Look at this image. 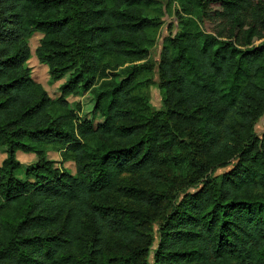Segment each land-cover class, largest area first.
I'll list each match as a JSON object with an SVG mask.
<instances>
[{
  "label": "trees",
  "instance_id": "trees-1",
  "mask_svg": "<svg viewBox=\"0 0 264 264\" xmlns=\"http://www.w3.org/2000/svg\"><path fill=\"white\" fill-rule=\"evenodd\" d=\"M37 30L51 82L68 75L56 99L26 67ZM80 90L102 123L78 119ZM262 116L264 0H0V264H264Z\"/></svg>",
  "mask_w": 264,
  "mask_h": 264
},
{
  "label": "rangeland",
  "instance_id": "rangeland-1",
  "mask_svg": "<svg viewBox=\"0 0 264 264\" xmlns=\"http://www.w3.org/2000/svg\"><path fill=\"white\" fill-rule=\"evenodd\" d=\"M178 5L174 3L172 5V11H166L161 16V26L160 31L157 37L155 45L151 48L150 54L147 60H150L155 65V71L153 73V80L149 85V104L152 110H162L165 108L163 101V93L159 86V76H158V63L160 60L161 49L164 39L168 35H172L177 32L179 28V16L177 13ZM43 37L41 31H33L28 36V44L31 49V56L26 62V67L29 69L31 77L36 83H40L46 89L48 94L56 99L60 96L61 85L67 80L68 75L62 79L51 82V73L50 68L47 63L40 61L36 55V48L40 44V40ZM128 65V64H126ZM125 65V66H126ZM120 67L117 71H119ZM71 107H76L77 104H80L81 108L76 109L78 114V119H89L94 125H98L104 121L103 116L96 111V99L93 93L90 90H80L77 94H73L68 97ZM256 131L261 134L264 131V116L256 124ZM7 157V148L0 147V165L3 160ZM16 157L20 162L19 168L15 171V174L19 178L27 179L28 170L36 166L39 161V156L34 152H24L18 151ZM45 158L52 163V165L60 170H66L71 174H76V165L72 160H64L62 157L61 151L50 148L45 155ZM228 168L219 169L218 172H223ZM33 180V179H32ZM158 222L154 225V244L152 246V252L149 257L150 261L153 260V251L157 247L158 243Z\"/></svg>",
  "mask_w": 264,
  "mask_h": 264
}]
</instances>
